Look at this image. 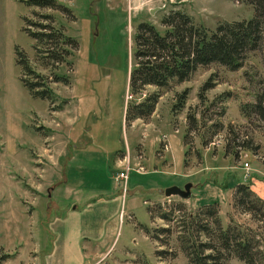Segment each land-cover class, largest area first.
<instances>
[{"label": "rangeland", "instance_id": "obj_1", "mask_svg": "<svg viewBox=\"0 0 264 264\" xmlns=\"http://www.w3.org/2000/svg\"><path fill=\"white\" fill-rule=\"evenodd\" d=\"M62 1L72 7L73 18L22 0H0V264H46L54 237L49 222L57 212L48 196L57 181L99 188L102 193L93 201L121 196L105 201L111 209L117 206L121 220L95 264H189L175 240L176 223L158 210L152 216L150 208L180 204L176 213H185L217 201L225 223L234 212L238 181L250 182L264 197V119L255 112L245 115L241 107L264 91V33L260 47L249 51L239 68L217 62L198 66L188 79L161 89L148 118L125 123L133 33L140 20L162 27L161 18L172 7L210 30L220 21L252 17L254 7L247 0ZM46 12L54 13L55 24L63 22L78 42L55 68L68 82L52 78L23 28L24 16L45 22L41 13ZM16 47L48 76L52 100L33 96L22 83ZM209 77L212 86L201 91ZM185 88L184 107L173 110L177 92ZM193 114L196 122L190 127ZM127 158L131 168L124 189V180L114 174ZM186 182L192 183L189 197L164 194L165 187ZM235 216L248 220L245 214ZM168 225L174 230L166 238L158 228ZM159 248L165 255L155 252ZM227 264L246 263L231 257Z\"/></svg>", "mask_w": 264, "mask_h": 264}, {"label": "trees", "instance_id": "obj_2", "mask_svg": "<svg viewBox=\"0 0 264 264\" xmlns=\"http://www.w3.org/2000/svg\"><path fill=\"white\" fill-rule=\"evenodd\" d=\"M22 1L29 6L49 7L64 12L67 17H74L72 7L62 0ZM247 1L254 7L252 17L220 21L211 30L195 23L181 7L170 8L162 16L160 28L150 20L138 21L128 70L131 100L125 105V123L135 118H148L155 110L161 89L170 86L172 81L188 79L198 66L217 62L232 70L239 68L247 53L260 47L264 33V0ZM41 14L45 22L24 16L23 28L33 38L32 48L37 58L50 67L52 78L68 82V77L57 73L55 68L73 48H77V39L65 32L63 22L55 24L54 13ZM32 25L36 29H32ZM16 53L22 83L33 96L52 100L54 91L49 86L48 76L34 68L24 50L16 47ZM148 85L154 88L145 90ZM210 86L209 77L200 89L204 91ZM187 94V88L177 92L173 110L184 107ZM241 107L245 115L255 112L264 119V91L257 94L255 101L243 103ZM191 120L190 127L196 122L194 114ZM202 142L205 143L206 139L203 138ZM231 205L234 212L228 213L225 223L218 212L217 201L203 202L185 213H176L181 210L180 204L163 207L158 203L157 209L151 207L150 212L153 211V216L158 210L157 214L164 220L176 223L175 240L189 264H227L231 257L246 264H264V197L255 192L250 182L238 181L234 185ZM235 212L247 215L248 220H239ZM158 230L169 238L174 228L168 225ZM153 234L154 238L158 236L156 232ZM155 252L165 255L166 250L159 248ZM168 253L174 255L171 250Z\"/></svg>", "mask_w": 264, "mask_h": 264}, {"label": "crops", "instance_id": "obj_3", "mask_svg": "<svg viewBox=\"0 0 264 264\" xmlns=\"http://www.w3.org/2000/svg\"><path fill=\"white\" fill-rule=\"evenodd\" d=\"M121 160L118 155L119 164ZM96 193L102 191L60 181L50 185L49 206L57 212L49 222L54 237L50 250L45 253L46 264H95L108 251L121 212L117 206L111 209L106 202L118 201L121 196L118 194L106 202L100 197L93 201Z\"/></svg>", "mask_w": 264, "mask_h": 264}, {"label": "water", "instance_id": "obj_4", "mask_svg": "<svg viewBox=\"0 0 264 264\" xmlns=\"http://www.w3.org/2000/svg\"><path fill=\"white\" fill-rule=\"evenodd\" d=\"M191 182H186L182 187L178 185H169L164 188V194L166 196L179 195L180 197L187 198L191 194Z\"/></svg>", "mask_w": 264, "mask_h": 264}, {"label": "built area", "instance_id": "obj_5", "mask_svg": "<svg viewBox=\"0 0 264 264\" xmlns=\"http://www.w3.org/2000/svg\"><path fill=\"white\" fill-rule=\"evenodd\" d=\"M245 165H247L248 163L247 162H245L244 163ZM131 168V166H130V163H129V159L127 158L125 161H124V164H123V167H122V169H120L119 171H117L115 174H114V178L115 179H123L124 180V183H123V185H124V189H125V181H126V179H127V177H128V171H129V169Z\"/></svg>", "mask_w": 264, "mask_h": 264}]
</instances>
